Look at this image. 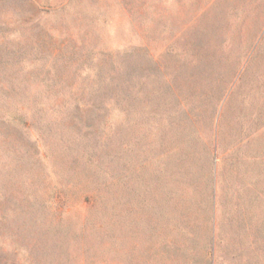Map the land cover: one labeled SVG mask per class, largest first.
<instances>
[{
    "label": "rangeland",
    "instance_id": "obj_1",
    "mask_svg": "<svg viewBox=\"0 0 264 264\" xmlns=\"http://www.w3.org/2000/svg\"><path fill=\"white\" fill-rule=\"evenodd\" d=\"M0 264H264V0H0Z\"/></svg>",
    "mask_w": 264,
    "mask_h": 264
}]
</instances>
